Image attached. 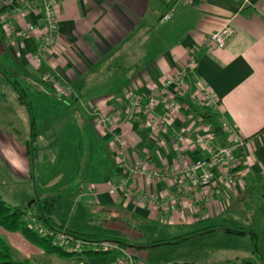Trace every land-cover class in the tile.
Here are the masks:
<instances>
[{"label": "crops", "instance_id": "crops-1", "mask_svg": "<svg viewBox=\"0 0 264 264\" xmlns=\"http://www.w3.org/2000/svg\"><path fill=\"white\" fill-rule=\"evenodd\" d=\"M166 1L64 0L56 8V42L42 53L40 62H36L32 55L45 32L43 0H0V58L14 62L26 76L41 81L58 96V90L51 84L55 80L65 82L71 94L78 98L71 108L75 107L84 116L103 149L109 152L111 159L114 158L111 170L106 165V158L97 150L96 156L89 154L91 165L87 166V175H98L101 179L80 184L81 194L74 198V203L81 207L80 220L117 221L120 213L125 212L133 214L135 220L152 226L164 224L176 231L186 228L190 232L213 226L189 238L219 232L225 239L238 238L240 241V236L249 235L228 231L240 228L241 221L217 220L226 214L252 178L264 177V0H173L170 20L159 23L161 14L169 7ZM226 24L235 30L228 45L223 49L205 48L206 39ZM30 25L34 29L26 32ZM195 52L198 53L197 64L188 74L187 86L180 94L177 109L169 113L160 111L169 124L168 129L151 128L147 123L149 115L130 107V99L143 102L151 91L181 72ZM116 64L121 65L120 68H115ZM109 66L111 70H108ZM46 75L50 78L45 79ZM202 89L217 99L220 107L217 113H211L194 101ZM49 96V91H39L42 103L39 108L43 114H49L46 107ZM0 102V106L7 107L3 100ZM55 109L58 111L60 107ZM60 114L62 111L59 110ZM57 118L52 121L44 116L43 130L48 129L47 122L56 123ZM102 118L110 119V132L120 135L130 160L139 161L146 168L161 170L179 169L209 155V150L193 141L197 136L207 134V123L218 129L226 120L244 139L237 153L238 179L233 186L224 188L218 197L204 201L207 188L178 193L173 178L157 183L142 175H128L117 164L116 144L102 124ZM2 124L7 128L0 127V158L12 173L30 176L29 157L24 147L17 144L20 137L16 133L24 123L9 121L6 124L0 119V126ZM217 133V144L222 145L223 134L220 129ZM54 140L58 145V138ZM83 159L73 157L77 163ZM66 161L56 177L57 183L64 180L57 188L59 191L74 184L67 171L69 158ZM97 161L102 168L96 166ZM72 166L75 172L79 170V164L77 168ZM44 174L40 172L39 179ZM30 191L28 195L24 192L15 195L17 202L14 203L20 205L42 193L36 186ZM132 192L145 193L149 199L139 202L131 196ZM23 194L26 196L22 197ZM156 199H164L166 204H157ZM55 222L75 233L85 234L77 222ZM0 236L11 247L12 257L14 248L26 259L35 260L43 253L19 232H7L0 227ZM112 259L111 255L101 257L97 264L109 263Z\"/></svg>", "mask_w": 264, "mask_h": 264}, {"label": "rangeland", "instance_id": "rangeland-1", "mask_svg": "<svg viewBox=\"0 0 264 264\" xmlns=\"http://www.w3.org/2000/svg\"><path fill=\"white\" fill-rule=\"evenodd\" d=\"M51 85L57 89L54 84ZM8 96L10 98L9 93ZM29 99L31 100L33 107L37 106V103H40L32 96H29ZM4 103L7 105V107L0 106V113L4 112V114H0V119L6 124H8L9 121L23 123V117L26 114L25 108L22 110L20 108L18 109L15 103L12 102L11 98ZM46 105L47 110L50 113L46 117L52 118V121L58 117L57 119L59 120L56 123L47 122L49 124L47 130H43L44 125L41 124L42 131H38L39 134L34 140L35 148L31 154V158L33 159L34 163L32 174L30 176L27 175V177L19 176L18 174L20 173H17L16 175L12 173L11 168L8 167V165H6V163L0 158V182H2V185H0V194L7 203L16 205V203H14L17 202L15 195H19L23 192L28 195V193L31 192V188L36 186L37 189L42 190V193L38 195L36 194V199L39 201H43L45 199L55 200L57 207L51 213V216L55 221H68L73 224L77 222L80 230L86 234H92L102 239L108 240H123L128 246L127 248L129 251L132 254H135L136 257L139 258V260H141V262L144 264H167L171 262H183L190 260L203 263H218L233 259L235 257L243 258L250 256H263L261 233L256 235L255 241L251 240L248 236H240V241H238V238L225 239L224 236H222L223 234L214 232L210 234L211 236L189 238L180 242H169L170 239L176 236L186 234L188 229L185 228L176 231L164 224L152 226L148 223L135 220V216L133 214L125 212L120 213L117 221H104L102 219L91 220L89 218H83L80 220L81 207L79 204L74 203V198L78 194H81L79 193V190L82 188H79L81 185L78 181H76V172L72 166L74 164L76 168L80 162H74L73 157H77L78 159L80 157L87 156V154H93V152L96 150L94 149L95 139H93L90 135L86 139V143L91 149V151L87 152L88 147L86 148L84 145H82L84 141H82L81 138L83 137L76 126L77 123L75 119L76 111L78 112V110L75 107L65 111L62 109V114L59 116V111L55 109V107H60V104L57 101L49 98ZM23 112H25V114ZM80 116L82 117V114ZM0 127L7 128L6 126L3 127V124ZM19 128L20 129L17 130L19 133H16V135L18 134L17 136L20 137V140L17 142V144L20 143L19 146L22 145L26 151L24 142L28 140V137L26 136L28 128L25 129L24 126H19ZM56 137L58 138V145H55V140L54 142L52 141L53 139H56ZM117 150L118 148L116 146V153ZM67 158L71 160L68 164L69 168L67 170L69 171L70 180L72 179L74 183L76 182V184L70 187L72 188L73 192L71 195L68 193V189L64 191H59V189L57 190V188L63 184L64 180H61L60 183H57L56 181V177L59 175V172L62 170V168H64V164L67 163ZM90 159L88 161H90ZM90 163L91 162H88V165H90ZM118 166L123 168L120 166V164H118ZM40 172L45 173L41 179H39ZM21 196L24 197L26 195L23 194ZM27 200L28 199H26V202H21L20 205H28ZM223 216L217 221H238L236 218H233L228 214V210ZM261 221V230L264 231V219L261 218ZM75 235L78 234L75 233ZM156 240H166V242L154 244L153 241ZM14 249L13 258H19V260L24 261L25 264L76 263V257L62 258L56 254L47 255L44 252L40 256L36 257L35 260L32 258L26 259L22 256H19L17 253L18 251L16 252ZM68 250L72 249L68 248ZM78 252H81V250H78ZM89 252L98 251L89 250ZM111 256L113 255L111 254ZM99 259H101V257H87L83 259L82 264H97V262L100 261ZM104 264L111 263L107 262Z\"/></svg>", "mask_w": 264, "mask_h": 264}, {"label": "built area", "instance_id": "built-area-1", "mask_svg": "<svg viewBox=\"0 0 264 264\" xmlns=\"http://www.w3.org/2000/svg\"><path fill=\"white\" fill-rule=\"evenodd\" d=\"M63 1L43 0L42 21L45 32L38 40L32 55L33 60L36 62H40L42 53L50 50L56 42L58 33L56 8ZM170 18L171 10L160 17L159 23L167 22ZM8 23L10 24V22ZM9 27L14 31L11 24ZM33 29L34 27L30 25L27 27L26 32L32 31ZM22 34L24 35L25 33L22 32ZM234 36V28L230 24H226L212 33L206 39L203 46L205 48L223 49ZM197 60L198 53H192L184 69L166 80L162 87L151 91L143 102L134 98L130 99V107L137 112H145L149 115L147 117V123L151 128H157L161 131L168 129L169 124L160 114V111L165 110L166 113H169L177 109L180 94L185 91L187 86L188 74L195 69ZM44 78L48 79L50 77L46 75ZM53 84L57 87L60 95L68 96L71 94V89L65 82L55 80ZM194 101L198 106L208 109L211 113L215 114L219 111L220 107L217 99L206 89H202L198 95H195ZM101 121L110 133L112 142L118 148L116 153L117 162L124 168L128 175H142L157 183H163L173 178L177 182L178 193L190 192L198 188H207L208 194L202 198L204 201H207L211 197H218L224 188L233 186L238 179L237 153L243 146L244 139L235 126L226 120H223L218 128L224 137V143L222 145L217 144V127L207 123V134L201 137L197 136L193 142L195 145L209 150V155L195 159L175 170H161L155 167L146 168L139 161L130 160L120 135L113 131L110 132V119L102 118ZM198 121L203 123L201 119H198ZM179 157H182L180 153ZM132 193L131 196L139 202H146L149 199V196L145 193ZM156 201L157 204H162V206L166 204L164 199H156ZM56 242L74 251L95 250L109 252L114 256L110 262L111 264H144L129 251L127 246L119 241L82 238L62 230L57 235Z\"/></svg>", "mask_w": 264, "mask_h": 264}, {"label": "trees", "instance_id": "trees-1", "mask_svg": "<svg viewBox=\"0 0 264 264\" xmlns=\"http://www.w3.org/2000/svg\"><path fill=\"white\" fill-rule=\"evenodd\" d=\"M173 0H167L166 3L169 6L166 12L170 11L172 8ZM165 12V13H166ZM164 13L161 14V16ZM160 16V17H161ZM121 65L116 64L115 68H120ZM108 70H111V67H108ZM124 70H128L129 67H122ZM45 89L49 91V98L54 99L60 104V111L69 110L72 105H74L78 98L70 94L68 96L57 95L54 92L50 91L48 86H43L41 81H36L29 76H26L21 69L14 62H7L0 58V99L3 102H6L8 99H12V102L20 108L21 110L25 108V116L23 117V123L25 129L28 128L26 136L28 140L24 142L26 147V154L29 157L30 164V175L32 174V169L34 168L33 159L31 158L32 151L34 150V140L41 131L42 118L49 115L48 113H41V102L38 97L39 91ZM10 95V98L8 96ZM29 96L36 98L40 103H37V106L33 107ZM7 98V99H6ZM31 98V97H30ZM48 98V99H49ZM46 99V101L48 100ZM37 101V102H38ZM45 104V103H44ZM40 107V108H39ZM63 109V110H62ZM58 110V111H59ZM48 112V111H47ZM81 114L76 111V123L77 129L80 131V134L83 138L82 141L84 147H88L86 139L89 135L95 139V148L98 154L103 155L107 160V167L112 170L115 161L114 158H110L109 152L103 149L102 143H100L99 138L93 134L92 129L87 125L85 118L80 116ZM39 131V132H38ZM90 131V132H89ZM218 132V129H217ZM218 134V133H217ZM22 142V141H21ZM91 146V145H89ZM95 150V151H96ZM104 150V152H103ZM91 151L88 147L87 152ZM96 152V154H97ZM95 155V152H93ZM88 154L83 156V162L79 164V170L76 172L77 180L80 184L82 182H93L92 180L101 179V176H88L87 175V166H88ZM96 156V155H95ZM77 158V157H75ZM202 158V157H200ZM81 159V157H80ZM98 159L95 158V160ZM199 159V158H197ZM69 161H71L69 159ZM94 163V162H93ZM91 165V163H90ZM96 166H100L98 161ZM101 167V166H100ZM77 168V166H76ZM102 168V167H101ZM76 184V182L74 183ZM73 184V185H74ZM72 188L68 189V193L71 195ZM57 205L54 199H45L39 201L35 197L28 199V205H12L7 203L0 194V227L7 232H19L25 240L34 245L35 247L42 250L47 255L56 254L62 258L76 257L75 264H82L83 259L87 257H106L110 256L109 252H89L83 250L81 252L68 250L64 246L56 242V237L62 230L67 231L75 235V232L68 229L66 226L60 225L55 222L52 218L51 213L56 209ZM90 213V212H89ZM228 214L233 218H236L238 221H241V227L235 231H228L236 235H249V238L253 241L256 240L255 232L258 234L261 233L262 243H263V256L262 257H235L233 259L221 261L218 263H203L197 262L194 260L183 261V262H171L167 264H264V231L261 230V218L264 219V177H254L251 179L250 184L245 188L242 194L236 197L234 202L228 208ZM91 216V214H90ZM213 228L212 225L203 227L201 230L190 231L186 234L176 236L169 240V242H180L189 237L195 236L200 232L207 231ZM82 238L90 239H102L95 235L82 234ZM77 236V235H75ZM112 240V239H110ZM123 243V240L113 239ZM166 240H156L153 241L154 244L165 243ZM128 247V246H127ZM254 254V252H253ZM0 264H24L23 262L16 260L12 257V250L6 240L0 236Z\"/></svg>", "mask_w": 264, "mask_h": 264}]
</instances>
